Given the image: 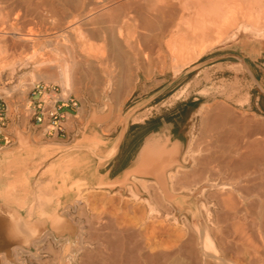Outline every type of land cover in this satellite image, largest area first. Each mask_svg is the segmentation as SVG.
Listing matches in <instances>:
<instances>
[{
    "label": "rangeland",
    "instance_id": "rangeland-1",
    "mask_svg": "<svg viewBox=\"0 0 264 264\" xmlns=\"http://www.w3.org/2000/svg\"><path fill=\"white\" fill-rule=\"evenodd\" d=\"M112 1H118L117 3H119V1L121 2L124 0ZM112 1L8 0L5 4V11H0V21L5 19L4 12H7L9 10L12 11V15L9 20L10 29L4 35L5 39L11 40L15 37L14 35L18 36L23 34H31L32 44L36 46L34 47V49L30 47L25 50L19 51V53H21L20 58L23 59V63H18L15 61L16 63H13L10 67L3 68L0 66V98L5 102L7 106L8 116L7 126L5 127L4 131L11 138L9 143L4 146L5 148L0 151V154L15 153L16 155H20L27 148L32 149L33 153L35 154V156H26L25 158V164L33 166L30 172H20V163H17L18 166L16 168L15 182L13 184H9V186L12 185V187L15 188L13 190V188H11L10 186L9 188H11V190L8 191L9 193L11 192L12 199L0 200V203L5 205L7 208H11L17 211V214L19 215L21 221H27L28 224L32 225L34 228L39 227L45 233H47L51 228L50 221L48 220L50 216L52 218L54 217L55 219H62L65 224L67 223L69 226L68 229H64L62 236L58 235L59 237H61L60 240H53L50 237L46 242H42L37 245L36 249L38 250L40 255L39 257L41 258L40 262L36 258L32 257L28 252H26L28 251V249H31V251H33V248H30V243H21L18 247L20 248L19 251L22 253L18 251V258L20 259L19 261L24 264H49L53 261L59 263L57 257H61L62 255H64V249L66 248L65 238L68 237L70 238L71 243L75 244L74 247L79 249V251H73L72 253L73 261L75 258L73 264H81L82 260L84 261L82 252L85 251L89 252L90 254H96L98 253V247L102 248L103 245L101 246L100 244L102 240L106 239L107 236H105V234L107 235V233H109L108 231H110L108 229H117L118 226V229L122 230L126 228L124 227L126 225L131 227V225H133L132 223L135 224L136 220L139 218L149 217L150 219L152 216L153 218L155 217L158 219L160 218V220H165L166 217L168 218V215H171L170 211L167 212L165 208H162L160 206L162 204L160 203V201L163 202V200H173L171 196V189H168L169 195L164 198L163 195L159 194L158 188L156 187V180L151 174H130L127 178L124 179V181L109 185V192H85L80 193L77 198H69V200H66V192H68V190H54L52 188H49L47 185L48 180H46V178H43L42 175L43 170L52 160H41L39 151L42 148L41 145L45 141L50 142V140H45V133L40 128L36 127L35 129H33V122L30 120L28 111L26 110L28 106V92L31 87L38 82L56 84L60 86L63 91L66 90L63 86H61L60 83L56 81V77L58 76L54 75L59 74L58 72H60L61 69L58 68L62 67L63 64H65L64 62H68V64L72 63L71 56L74 54L73 56L76 57L77 55L76 59L78 61H81L83 65H74V67L73 64H71L70 67L73 70L71 71L73 72L71 73L73 86H71L70 90L68 89L64 92L66 93V95L72 94L81 101L83 107L79 110V112H81L76 119L79 120V118L83 116L85 111H88L91 108L110 111L109 107L107 106V101L110 99L111 94L96 91V89L98 88V79L97 75H95V71L98 69V67L95 65V60H97V58L95 57L98 56V48L103 46L102 41L99 42L92 40V43L93 45H95L94 47L96 48V50L94 49L93 52L94 59H91L85 54L80 53L82 52L78 49L80 48L78 47L80 45H78V43L73 40V33L76 29L79 28L82 31V28L93 27L91 26V23L93 22L95 16L92 15H95V13H99L100 11L103 12V8L105 9V12H108L109 9H112L115 4H117L116 2L113 3ZM222 1L223 3L226 1L225 4L228 3V7H226L227 5L223 4L222 8H224L225 5V8L227 10L229 9V11L231 12L234 11V17L240 19L239 21L238 19L235 20L234 18V22L237 21V26L236 24H233L235 25L234 27L233 25L230 26L231 28L227 27V33L223 32L224 36H222L219 40L215 39L216 32H214V30V35L212 30H210L212 33L211 35L208 30V37H206V33V35L203 36L204 38H199L203 41H201V43L198 39V35L199 37H202V35L195 34L194 36L195 38H197H191L190 36H192V34L189 29L188 34V30L187 28H185L186 26H174L177 25L176 23H180V21L184 19L182 13L180 12L181 14L179 16H182L183 18L180 21H175L172 29L170 28L169 31L165 33L162 46H164V43H166V40H168V38L174 35L173 32H176L175 34L178 35L179 33H182V35L180 34L179 36L180 39L177 38V41L180 40L177 43L186 41V43L188 42V46H190V44L192 46L197 44L196 51L191 52L187 49L185 51H181V57L176 63L175 68L173 66L174 64H172V58H170V56H168L166 52L163 53L167 57L160 60L161 78L165 77V82H161V86L167 84L168 81H171L173 76H175L176 79L175 82L170 85L168 91L161 94V99H163L161 104H159L153 110H147L141 116L135 117V106L138 105V103L134 102L138 99L131 98V100L127 103L122 111L119 110L114 114V121L116 122L118 133L120 126L122 125V121L126 115H128L127 121L129 118V121H137L144 118L145 116L154 114L155 112L163 114L164 112H167L166 110L172 111L173 109H175L177 104L188 103L193 99H196L192 104V108L185 114L186 118L184 120L183 127L187 135L184 139L183 147L179 150L177 149L171 165L164 168L166 182L169 185V188L175 184V179L171 180L167 178L168 173H173L176 171V169H183L184 172L180 170V173L177 174L178 177H181L185 174V172H192L194 168L199 169L201 167L199 165V162L203 160V158L205 159L211 153H219L222 150L221 147H218L217 144H215L219 139L218 137H222L224 136V134L227 135L228 133H241L245 131L247 127H264V106H262L261 104V100L264 99V82L260 81V70L254 66L264 63V20H262V18H264L262 16L264 15H262L261 13V16L259 13L262 10V7H264L260 6L264 4L260 3V6L257 4L260 8L257 5L253 6L254 8H256L257 6L256 14L258 13V15L262 17L260 18L259 16L254 14V10L250 11L252 10V6L250 4L253 5V0L250 4L246 2L248 0H243L244 2H242V4L240 3L241 0H239L240 2L238 0V2H235V0H221V4ZM255 1L259 2V0ZM100 3H102L103 5L102 7L99 6L98 8V5H100ZM236 3H239L243 7ZM247 4L251 7H249L250 10L248 9L249 11L246 9L248 7ZM104 6H106V8ZM107 6L109 8H107ZM92 7H97V9L92 10ZM225 8L224 10H226ZM121 13L125 14L126 11ZM247 14L250 16H252L253 14L257 16L252 17L256 19L258 23H254V21H252L254 19L252 18H250L251 21L248 20L246 17ZM15 15L17 16L16 19L14 18ZM86 16L87 18H91L92 16V20H87ZM86 20L87 22H89L88 25L90 26L86 24ZM89 20H91V22ZM83 23H85L86 26L83 27ZM88 29H83V32L86 34V31H88ZM64 31H66V34H63ZM186 33L187 35H185ZM183 35H185L186 37H184ZM211 36L213 38H211ZM41 38H43L44 40ZM64 43H67L68 45ZM72 45L75 46L73 47L75 50H72ZM105 49L107 52H109L107 50L108 46ZM107 52L105 53V56L107 55L106 60H103V62L105 61L104 63L106 64L101 62L102 64L100 66V77H102V81L105 77V66L107 67V69H109V65L107 64H109L108 60L111 56H109L110 53ZM228 54H234L236 58L226 57L224 59L215 60V57L217 56ZM201 55H204V57L195 64L198 69L190 74H185L184 72L186 70L183 71L182 68L185 67L189 61L195 60ZM40 56H42L41 59L39 58ZM47 57L48 60H53L49 61L52 62V64L57 65L55 66L57 68L51 67L50 65H47V67L46 65L39 66V64H37L39 60H42V58H45L47 60ZM66 57H68L69 59H67ZM186 57H189V59H185ZM252 60H254V63L252 62ZM242 62H245V66L244 64H242ZM91 63L94 65H91ZM60 64L61 66H59ZM85 66L87 67V70L85 69ZM102 66L104 67V70ZM246 67L250 68V72L254 74L253 76L255 80L248 76ZM56 70L57 74L55 72ZM100 81V84L104 83ZM150 95L151 94H144L142 96V99H145ZM124 100L125 99L121 100L120 103ZM195 107L198 108L192 114L191 111H193ZM215 108L217 110H222L214 111ZM224 109L227 110L225 111L226 113L223 111ZM213 113L216 114V117L218 119H216ZM218 113L223 114L220 115ZM207 117L208 119L215 118V120L210 119L211 123H209ZM224 119L226 120V122ZM218 120H220V122H218ZM215 122L218 123L216 124ZM213 125H215V127L218 126L219 128H215L213 127ZM237 126L240 127V129ZM117 133H114V136H116ZM260 135V133H257L255 137H258ZM163 144L167 149L171 148L169 143H161V145ZM159 146L150 151V155L148 156L150 158V162H152V165L155 164L156 154L162 148ZM214 166L215 165L212 164L206 167V171L202 175L200 181L196 180L190 182L187 185H182V189H187V191H182L190 193L198 186V188H201V190L205 188L206 196L208 197L204 198L202 196L200 197V201H203L206 204L208 203V201H212V204H215L216 199L213 197H209L210 193L222 192V194H225L228 190H222L220 186L232 182L224 180L222 175L214 174V171L212 170ZM142 180L147 182L146 185H144L145 182H143ZM250 191L251 194L245 199H242L254 201L257 206H261V210L259 208L254 210L255 212H253V216L256 215H254V213H261L260 215H264V209H262L264 208V176H257V174L253 175V179L250 184ZM160 196H162V198ZM223 197L225 198V196ZM137 201L139 202V205ZM148 201L152 204L151 207L147 206L146 203H148ZM150 209L154 212H150ZM131 210H134V213ZM174 217H177V215L175 214ZM106 219L107 221H105ZM106 222L108 226L105 224ZM181 223L182 221H179L180 225ZM196 223L197 222H193L194 227L197 226ZM81 225L83 226V228ZM89 226L91 227V229H94L95 232L94 230L92 231ZM107 227L110 228L107 229ZM136 227L138 229L139 225H136ZM136 227L134 225V228ZM147 227H149V225ZM150 227L148 228V230H152L153 227L151 225ZM88 229L90 234L88 232ZM93 237L94 239L90 241V239ZM82 239L84 240L82 241ZM103 248L105 250V244ZM7 260L10 264L16 263L15 257L13 255V250L12 257L8 258ZM79 261H81V263Z\"/></svg>",
    "mask_w": 264,
    "mask_h": 264
},
{
    "label": "bare ground",
    "instance_id": "bare-ground-1",
    "mask_svg": "<svg viewBox=\"0 0 264 264\" xmlns=\"http://www.w3.org/2000/svg\"><path fill=\"white\" fill-rule=\"evenodd\" d=\"M7 1L8 0H0V11L2 12L5 11L6 9L5 4L7 3ZM109 1H112V0H109ZM238 1L235 0V2H238ZM251 1L252 0H250L249 2L248 0L246 2L250 4ZM254 1L255 0H253V5L250 4L252 6V10H250L251 7L248 4H247L248 7L246 9L247 10L249 9L250 11L254 10L255 11L254 14H256L257 6L264 4V1L259 0V2L257 1L258 3ZM114 2L117 3L118 1H114ZM242 2L244 1L241 0L240 3L242 4ZM91 3H94V2H91ZM225 3L226 1L224 3L222 1V4H221V0H124L121 2L119 1V3L115 4L114 7L112 5L113 8L109 9L108 12H105L104 8H103V12L100 11L101 13L94 12L95 15H92V16H95V18L93 19V22L91 23L92 24L91 26L93 27H90L91 29L89 27H88L89 29L87 27L82 28V31L80 30V28L76 29L75 32L73 33L74 35L73 40H75L78 43V45H80L78 46L80 47L78 49L82 51L80 53L85 54L87 57L91 59L94 57V54H93L94 49L96 50V48L94 47L95 45H93L92 43V40L99 41V42L102 41L103 46L100 45L101 47L98 48V56L95 57L97 58V60H95V65L98 67V69L95 67L97 70L96 71L94 70V71H95V75H97L98 82L102 78L100 77L101 76L100 66L102 64L101 62H103V60H106L107 55L105 56V53L107 51L105 48L107 46H108L107 50L109 51L107 53H110L109 56H113L115 59H120L126 56L125 55L127 53L126 48L127 50L128 48L130 50V47H132L130 46L131 43L133 44L134 42L137 44L140 43L142 45L144 44V46L150 43L151 47L150 48L148 47L149 49L147 47L146 49L137 47L138 49L136 51V54L144 58L156 57V58H160L159 60H161L162 58L167 57L163 54L164 52H166V54L170 56V58H172L173 60L172 64H174L173 66L175 68L176 63L181 57L180 52L183 50L185 51L186 49L190 50L191 52L193 51L195 52L197 48L196 47L197 44L193 46L190 44V46H188L187 45L188 42L186 43V41L185 42L183 41L185 44L183 42L177 43L178 41H180V40L177 41V38H179L180 34L182 35V33H179L178 35V34H175L176 32L175 33L173 32L174 35L172 34L173 36L168 38V40H166V43H164V46H162L165 33L169 31L170 28L172 29L173 24H175V21L177 20L180 21L184 17V19H182L180 23H176L177 25H174V26L176 27L181 26V25H184V27L186 26L185 28H187V30L189 29L192 34V36H190L191 38H195L194 36L195 34L196 35L200 34L202 35V37L201 36L199 37L198 35V39L199 38L202 39L204 38L203 36L206 35L208 30H209L210 35L212 34L210 30H212V32L214 30V32H216L215 39L219 40L221 39L222 36H224L223 32L227 33L226 32L227 27H230L233 24H236L237 26V23H236L237 21L234 22V18L235 20L238 19L240 21L239 18L234 17L233 15L234 11L231 12L229 11V9L227 10L225 8V5H227L226 7H228V3L227 4ZM223 4H225L224 8L226 10L222 8ZM236 4H239V3H236ZM102 5L103 4L100 3V5H98V8L99 6L102 7ZM255 5H257L256 8L253 7ZM262 6L264 5H261L260 7ZM104 7L106 8V6ZM92 8H93L92 10L97 9V7H92ZM107 8L109 7L107 6ZM262 10H264V7H262ZM125 11L126 13L125 14L123 13L124 14L123 15L121 12H125ZM261 11L259 12L260 15L261 13L262 15H264V11L262 12ZM180 12L182 13L183 17L179 16L181 14ZM240 12H241V9H240ZM254 14L252 16H255ZM11 15H12L11 10L4 12L5 19L0 21V66L3 68L10 67L13 63H16V62L23 63V59L20 58L21 53H19V51L25 50L30 47L34 49V47H36L34 46V44H32L31 34H23V35H18V36L14 35L15 37L13 36L14 38H12L11 40H7L4 38V35L10 29L9 20H10ZM235 15H236V11H235ZM256 15L260 17L258 13ZM252 16L247 14L246 17L248 20L251 21L250 18L254 19ZM178 17L179 18L181 17V18L179 19ZM14 18L16 19L17 16L15 15ZM91 18L89 17L87 18V20ZM87 20H86V24L88 25L89 22H87ZM91 20L89 21L91 22ZM262 20H264V18H262ZM252 21H254V23L257 22L256 19ZM86 24L83 23L82 26L84 27L86 26ZM234 26L235 25H233V27ZM83 29H86V30L88 29V31H86V34L83 32ZM189 30H188V34H189ZM65 32L66 31H64L63 34ZM214 32H213V35H214ZM209 33H207L206 37H208ZM185 35H187V33ZM185 35L183 36L186 37ZM211 38L213 37L211 36ZM155 39L159 42V44L157 43L158 46L156 49L154 48L156 46ZM201 41L202 40H200V42ZM151 43L154 45H152ZM64 44H67V43H64ZM73 47L75 46L74 45L71 46L72 50L74 49ZM34 55H35V52H34ZM73 55L71 56L72 60L70 59L72 61L71 64H73V66L82 64L81 61H78L76 59L77 55L76 57ZM41 57L42 56H40L39 58L41 59ZM66 58L69 59L68 57ZM49 60H52V59H49ZM49 60H48V57H47V60L45 58L44 59L42 58V60H39V62L37 61L38 62L37 64H39V66L40 65L41 66L50 65L51 67L57 68L55 67L57 65L52 64V62H50ZM109 60H108V63H109ZM64 63L65 64H63L62 67H59L61 66V64L58 66L59 67L58 69H61V71L59 70L60 71L58 72L59 74L54 75V76H58L56 77V81L60 83L61 86H63L66 89L64 91H67L68 89L70 90L71 86H73L72 76H71V73H73L71 71L73 70L70 67L71 66L70 63H69L70 65L68 64V62L67 63L64 62ZM92 63H93V60H92ZM92 63L91 65H94ZM110 64H107V65H110ZM114 64H115V61H114ZM86 68L87 67L85 66V69ZM103 70H104V67H103ZM106 70L108 69L105 66V71ZM55 72L57 74V70ZM92 74H93V71H92ZM123 77L125 76L123 75ZM121 78H122V75H121ZM124 87L125 86H123L122 91H125ZM121 89H122V86H121ZM115 97L117 101L123 98L121 97V94H116ZM216 108L214 111L222 110V109L217 110ZM223 111L225 112L227 110L224 109ZM213 115H215L216 117V114L213 113ZM210 119H208L209 123H211L210 122L211 120H215V118L211 120ZM216 119L218 118L216 117ZM218 122H220V120H218ZM215 125H213V127H215ZM219 126H220V123H219ZM238 128L240 129V127ZM254 128L255 126L250 127V128L247 127V129L241 133H236V134L228 133L227 135L224 134V136L218 137L219 138L218 141L214 143L217 144L218 147H221L222 150L219 153H216V152L211 153L207 158L205 159L203 158V160L200 159L201 161L199 162V165L201 167L199 166L200 167L199 169L194 168L192 172H188V173L185 172V174L181 177H178L177 174L180 173V170L183 171V169H176L175 172L168 173L167 178L171 180L175 179V184L170 188L166 182L164 168L171 165V163L173 162L176 151H177V146H173L167 149L164 146V144L163 145L160 144L159 147H162V148L155 156V164L150 167H148L149 165L146 164L148 161L147 159L148 156L147 157L142 156L143 159L141 160L140 165L137 166V169H135L133 173L137 172L140 174H151L156 180V187L158 188L159 194L163 195L164 198L169 195L168 189H171V193H172L171 196L173 200H163V202L159 200L160 203H162L160 206L162 208H165L167 212L170 211L171 215H168V218L166 217L165 220H160V218L158 219L155 217L153 218L152 216L150 219L149 217L139 218L136 220L135 224L132 223L133 225H131V227L127 225L124 226L123 224V226L126 228L123 227L124 229L122 230L118 229V226H117V229L112 228V227H111L112 229H108L110 227H107V229L110 231H108L109 233H107V235L105 234V236L107 237L105 240H102L100 244L101 246L102 245L104 246L105 244V250L103 246L102 248L98 247V253L96 254L92 253L94 255L90 254L89 252L84 251L82 252L84 261L82 260V263L81 261L79 262L81 264H264V215H260L261 214L260 212H259L260 214L254 213V215L258 214L257 216L252 215L253 212H255L254 210L258 208L260 209L261 206L260 207L257 206V204L254 201L242 199V198L245 199L251 194L250 184L252 182L253 175L257 174V176H264V127L259 126V127H256L255 129ZM103 131L105 130L103 129ZM257 133H260L261 135L258 137H255ZM218 142L221 144H219ZM212 164L215 165L212 168V170L214 171V174L222 175L224 180H227L232 183H228V184H224L220 186L222 190H228L225 193L226 195L222 194V192L210 193L209 197L215 198L216 203L212 204V201L211 202L208 201V203L206 204L203 201H200L201 200L200 197L202 196L204 198L208 197L206 196L205 188L201 190V188H198L199 187L198 186L190 193H186V192H183L182 190L187 191V189H182L181 187L182 185L184 184L187 185L192 181H196V180L200 181L202 175L206 171V167ZM54 170H55L54 165L52 167H49V171L52 172L51 174L59 178L58 183L60 185H65L67 183V174L61 171L59 174H55ZM146 183L147 182H145V184L144 183L142 184L146 185ZM75 184L77 185L78 183L76 182ZM10 186L14 190L15 187H12V185ZM11 188H8L7 190L9 191L11 190ZM7 194L8 196L12 198L11 192ZM223 196H225V198ZM160 197L162 198V196ZM155 201H158V200H155ZM146 204L149 207L152 206V204L149 201ZM138 205H139V202H138ZM217 207L219 210L217 209ZM151 211L152 210L150 209V212ZM132 212L134 213V210ZM175 214L177 215V217H174ZM53 218L51 216L48 218V220L50 221L51 228L50 230H48L47 233L45 232L41 233L40 230H34V229L28 231V236L32 238L30 242V248H33V251H31V249H28V251L26 252H28L32 257L39 260V262L41 261L40 260L41 258L39 257L40 255H39L38 250L36 249L37 245L42 242H46L50 237L53 240H60L61 237L59 236H62L64 229L66 228L68 229L69 227L68 224L67 223L65 224V222L62 219H55V218L53 219ZM105 221H107V219ZM179 221H182L181 225L179 224ZM193 222H197L196 227H194ZM105 224L107 225V222ZM108 224H112V223H108ZM126 224H129V223H126ZM134 225L135 227L136 225H139V228L138 229L137 227L134 228ZM148 225L149 227L150 225L153 227L152 230H148L149 228L147 227ZM91 230L93 231L94 229H91ZM88 232H89V229H88ZM19 234H17L16 236L18 237ZM92 239H94V237L91 238L90 241H92ZM65 240H66V248L64 249V252H65L64 255H62L61 257L56 256L57 259L59 260V263L53 261V262H50L49 264H73V262L75 261V258L73 261L72 253L73 251H79V249L74 247L75 244L71 243L69 237L65 238ZM83 240L84 239H82V241ZM19 250L20 248L17 245L13 248V255L16 260L15 264H24L19 261L20 260L18 258ZM85 250H86V247H85ZM0 260H1V264H10L9 261L6 259L5 255H1Z\"/></svg>",
    "mask_w": 264,
    "mask_h": 264
},
{
    "label": "crops",
    "instance_id": "crops-1",
    "mask_svg": "<svg viewBox=\"0 0 264 264\" xmlns=\"http://www.w3.org/2000/svg\"><path fill=\"white\" fill-rule=\"evenodd\" d=\"M155 42L156 46L153 47L156 49L159 42L156 39ZM141 45L140 43H131L130 46L133 48L130 46V50L126 48L125 58L115 59L111 56L109 69L104 73L105 77L102 81L104 83L100 84L97 81V92L111 94L110 99L107 101L111 113L110 111L91 108L85 111L78 120L76 119L80 114L78 110L76 115H72L69 120L65 121L64 134L49 137L45 135V140H50V142L45 141L41 145L42 148L39 153L41 160L52 161L45 167L42 175L43 178L48 180L47 185L49 188L68 190L66 200H69V198L75 199L80 193H88L89 191V193L109 192V185L121 182L130 174H140L133 172L140 165L143 157L149 156L150 151L157 148L161 142L169 143L170 147L177 146L178 150L183 147L187 135L183 127L185 114L192 108V104L196 99L188 103L177 104L175 109L172 111L166 110L167 112L163 114L155 112L137 121H129V118L123 132L121 131V125L117 133L118 128L114 121L115 112L122 111L131 98L138 99L134 102L138 103L135 106V117L141 116L147 110H153L163 101L161 94L168 91V88L176 79L173 76L171 81L161 86V82H165V77L161 78L160 60L156 57L144 58L138 56L136 54L138 48L151 47L150 43L145 46L143 44V47ZM203 57L204 55H201L199 58L189 61L182 68L183 71L186 70L184 73L190 74L197 70L198 67L195 64ZM226 57L236 58L234 54H228L217 56L215 60ZM185 59H189V57ZM242 64L245 66V62H242ZM254 66L260 70V81L264 82V63ZM246 69L248 76L255 80L250 68L246 67ZM123 86H125V91H122ZM116 94H121L122 99L125 98V100L120 103L122 100L120 99L118 102L115 99ZM144 94L151 95L142 99ZM261 104L264 106V99L261 100ZM82 107L81 104L79 109ZM197 108L195 107L191 113L193 114ZM66 112L70 113V109H67ZM36 127L33 126V129ZM114 133H117V135L114 136ZM23 152L20 155L15 153L0 154V200L11 198L7 194L9 193L7 189L9 184L15 182L17 162L20 163V172H30L33 168V166L25 164L26 156H35L33 150L27 148ZM147 159L146 164L149 165L148 167L152 166L149 157ZM53 165L55 174H59L60 171L67 174L65 185H60L58 183L59 178L49 171V167Z\"/></svg>",
    "mask_w": 264,
    "mask_h": 264
},
{
    "label": "built area",
    "instance_id": "built-area-1",
    "mask_svg": "<svg viewBox=\"0 0 264 264\" xmlns=\"http://www.w3.org/2000/svg\"><path fill=\"white\" fill-rule=\"evenodd\" d=\"M81 101L72 94L66 95L56 84L38 82L28 92V111L34 126L47 136H60L65 133V121L76 115ZM70 109V113L66 110ZM7 106L0 98V150L11 138L5 133L7 126Z\"/></svg>",
    "mask_w": 264,
    "mask_h": 264
},
{
    "label": "water",
    "instance_id": "water-1",
    "mask_svg": "<svg viewBox=\"0 0 264 264\" xmlns=\"http://www.w3.org/2000/svg\"><path fill=\"white\" fill-rule=\"evenodd\" d=\"M127 118L128 115H126L122 121V132L125 129ZM1 200H3V198ZM33 229L40 230L41 233L43 232L41 228H34L32 225H29L27 221H21L17 211L7 208L0 203V256L5 255L8 259L12 257V250L16 245L19 246L21 243H30L32 238L28 236V231ZM17 234H19L18 237L16 236Z\"/></svg>",
    "mask_w": 264,
    "mask_h": 264
}]
</instances>
